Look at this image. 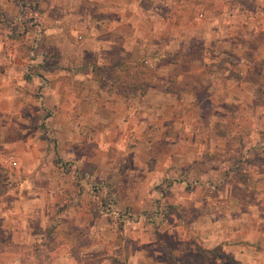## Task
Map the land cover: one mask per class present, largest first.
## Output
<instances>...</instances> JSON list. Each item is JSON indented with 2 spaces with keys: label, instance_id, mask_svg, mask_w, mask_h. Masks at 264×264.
<instances>
[{
  "label": "crops",
  "instance_id": "1",
  "mask_svg": "<svg viewBox=\"0 0 264 264\" xmlns=\"http://www.w3.org/2000/svg\"><path fill=\"white\" fill-rule=\"evenodd\" d=\"M198 2L0 0V137H24L0 143V165L9 164L7 157L12 156L19 175L0 193V264H97L77 257L80 250L90 256L99 247L93 190L97 182L112 185V174L125 169V179L113 182L119 188L115 198L151 210L156 180L177 165L178 154L185 151L191 163H207L206 157L192 154L214 150L200 113L185 114L186 105L199 104L195 94L200 88L221 89L223 103L248 105L253 112L264 106V0H200L206 13L199 31L177 29L184 23L177 19L171 20L174 29H157L166 21L162 9ZM88 23L110 26L113 38L107 45L115 49L113 54L119 53L117 60L111 59L113 68L128 57L130 42L147 44L146 52L152 44L168 46L174 50L169 56L186 54L189 59L195 41H200L201 68L181 70L174 62L154 65L153 81L144 84L145 91L141 85L132 95L111 91V78L103 82L87 66V52H66L67 29ZM36 35L44 44L33 59V51L21 52L19 46L20 40L30 44ZM176 42L186 46L178 50ZM163 67H169V76L161 72ZM35 118L48 123V133L19 128ZM142 132L150 139H142ZM254 147L255 153H264V147ZM231 151L238 152L236 147ZM194 192L189 212H209L208 195L199 188ZM232 196L231 191L220 197ZM105 226L102 231H107ZM107 232L108 239H114L111 229ZM82 238L88 244H82Z\"/></svg>",
  "mask_w": 264,
  "mask_h": 264
},
{
  "label": "rangeland",
  "instance_id": "2",
  "mask_svg": "<svg viewBox=\"0 0 264 264\" xmlns=\"http://www.w3.org/2000/svg\"><path fill=\"white\" fill-rule=\"evenodd\" d=\"M198 3H190L189 6L184 4L182 8H171L169 11L166 8L162 9L161 13L166 21L161 26H156L157 29L168 31L165 26L174 29L175 25H172L171 20L177 19L184 22L182 25H176L177 29L186 26L190 31H199L206 11L200 0ZM197 17L199 19H196ZM40 28L38 32L42 31ZM109 28V25L89 23L69 27L67 30L74 31H68L65 45L67 54H72L73 50H82L88 53L89 62H93L91 57L96 55L94 60L104 68L103 76H106L108 74L106 67L114 66L111 59L119 58L116 57L119 53L113 54L112 51L115 49L108 47L113 38ZM126 29L131 33V28ZM97 37H102L101 41L96 40ZM168 37L169 35L166 39ZM161 38L165 39V35ZM30 44L34 46L31 57L36 59L44 44L43 39L41 36H33ZM177 44L178 50L181 46L183 48L186 46V42L182 45ZM194 44L200 45V41H195ZM106 47L111 51H105ZM127 48L130 50L125 54L128 56L126 62L128 60L130 63L131 74L143 70V60L153 69L154 65L170 64L168 60L173 56L169 54L174 51L168 46L157 47L152 44L149 52H146L147 44L133 46L131 42ZM157 51L158 55H155ZM113 55L115 56L112 57ZM191 67L200 69L201 64L197 61ZM160 70L162 73L167 72L169 76V67ZM137 89L138 87L134 86L129 95L139 91ZM223 94L221 89L200 88L195 94L199 104L186 105L185 114L189 117L200 113L204 132L215 153L192 154L193 158L206 157L207 163L203 161L191 163L189 154L185 151L178 154L177 165L164 170L162 178L159 177L160 181L156 180L157 183L153 187L156 193L152 201L153 209H137L123 205L117 201L118 197H112L118 188L113 182L125 179L128 175L125 174V169L123 174L122 170L114 173L118 175L116 178H113L112 174L111 181L114 180L112 185L109 182L96 183L93 190L97 196L95 222L98 228L99 247L96 252L90 253V256L88 254L85 256L84 250H80L78 258L81 256L87 260L86 262L94 261L97 264H113L116 258L126 264H264V153L253 151L255 144L264 147V106L253 112L248 105L234 106L228 103L227 99L223 103ZM184 102L188 103L189 97H186ZM62 107L65 109L66 106ZM19 128L30 129L32 132L40 128L41 132L46 134L50 127L48 128V123L43 119L35 118L33 122L19 125ZM216 131H221L225 135L217 137ZM143 132L140 135L143 136ZM19 134L21 130L18 131ZM148 136L149 134H146L141 138L150 139ZM15 137L14 135L0 137V143L3 138L13 140ZM17 137L24 139L20 135ZM51 138L53 137H49ZM183 144L186 142H181V145ZM233 147H236L238 152L231 151ZM10 157L12 156L9 155L7 160L14 169L10 168L9 164L0 165L2 194L14 183L13 178L19 176L15 171L16 159L10 160ZM221 162L226 163L221 165ZM255 180L259 181L258 184L254 183ZM241 181L245 183L239 184ZM196 188L200 189V194L205 191L208 195L209 212H189L191 196L196 194L194 192ZM231 191L235 196L226 199L220 197ZM125 198L123 192V199ZM104 223L107 231L111 229L114 233V239H108L111 234L102 231ZM87 228L88 225L83 226L82 237L88 233ZM88 242L86 238H82V244ZM88 251L87 249V253Z\"/></svg>",
  "mask_w": 264,
  "mask_h": 264
},
{
  "label": "trees",
  "instance_id": "3",
  "mask_svg": "<svg viewBox=\"0 0 264 264\" xmlns=\"http://www.w3.org/2000/svg\"><path fill=\"white\" fill-rule=\"evenodd\" d=\"M197 45V46H196ZM28 48V49H27ZM19 51L24 50H34L33 44H29L27 42L21 41L20 40V46H19ZM30 54V53H29ZM201 47L198 44H195L193 47V50L190 51L189 59L186 58V54L182 55H176L172 59L168 60L169 63H177L178 66L180 67L181 70L186 69V67L190 68L191 70L193 69L191 65H194L197 63V60H200L201 58ZM143 70L142 71H137L135 74H131L130 72V63L126 62V60H122L119 63L118 67H108V74L106 76H103L104 73V68L101 67L97 62H89L87 63V66H91L93 68V73L99 77L103 82H106L109 78H111V85H110V90L111 91H123L125 94L129 93L131 89L135 87H139L141 85L142 91H145L144 84L145 83H150L153 81V68L150 67L145 60H143ZM201 64V63H200ZM147 76V77H145ZM112 197L115 198V195ZM114 204V203H112ZM110 204H107L109 206ZM113 264H126V262H123L119 259H114Z\"/></svg>",
  "mask_w": 264,
  "mask_h": 264
}]
</instances>
